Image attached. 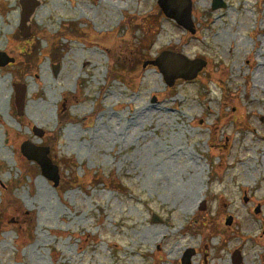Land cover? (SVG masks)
<instances>
[{
	"label": "rangeland",
	"instance_id": "374dc122",
	"mask_svg": "<svg viewBox=\"0 0 264 264\" xmlns=\"http://www.w3.org/2000/svg\"><path fill=\"white\" fill-rule=\"evenodd\" d=\"M20 1L0 0V264H264V0H191L194 34L157 0H37L26 38ZM165 50L206 67L168 86L143 67Z\"/></svg>",
	"mask_w": 264,
	"mask_h": 264
},
{
	"label": "water",
	"instance_id": "95a60500",
	"mask_svg": "<svg viewBox=\"0 0 264 264\" xmlns=\"http://www.w3.org/2000/svg\"><path fill=\"white\" fill-rule=\"evenodd\" d=\"M158 6L167 18L173 19L178 25L194 34V24L191 19L192 2L191 0H157ZM22 7L20 25L18 27L20 35L26 38L30 35L28 21L33 14L35 8L39 5L37 0H21ZM225 3L222 0H212L211 8H224ZM15 59L8 56L5 52L0 51V67L13 63ZM148 64L157 67L163 75L164 81L168 86H172L177 79L193 80L197 74L206 66V61L201 58L189 59L179 52L170 50L162 51L155 59L146 61L143 67ZM58 66H54L56 73ZM14 104L18 115L24 113L26 100V87L24 84H14ZM36 135L42 136L43 132L36 127L33 128ZM21 153L31 161H35L41 173L48 180L53 182L56 187L59 183L58 166L55 165L48 156L49 148L46 146L37 147L29 141H24L20 146ZM204 208V203L201 209ZM151 221L153 223L161 222V218L156 214H152ZM232 223V216H228L225 220L226 225ZM194 254L193 249L184 252L180 259L181 264H190L191 256ZM240 264V256L238 251L234 253V263Z\"/></svg>",
	"mask_w": 264,
	"mask_h": 264
},
{
	"label": "bare ground",
	"instance_id": "6f19581e",
	"mask_svg": "<svg viewBox=\"0 0 264 264\" xmlns=\"http://www.w3.org/2000/svg\"><path fill=\"white\" fill-rule=\"evenodd\" d=\"M9 100H10V98H9ZM191 169V168H190ZM203 170V169H202ZM202 170H200L201 172H202ZM190 187H191V185L190 184H188ZM190 194L191 193H189L186 197V199H187V201H191V198H190ZM263 239H264V230H263V237H262Z\"/></svg>",
	"mask_w": 264,
	"mask_h": 264
}]
</instances>
